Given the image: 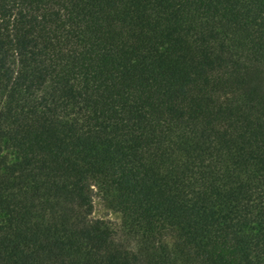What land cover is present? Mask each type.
Listing matches in <instances>:
<instances>
[{
	"label": "trees",
	"instance_id": "obj_1",
	"mask_svg": "<svg viewBox=\"0 0 264 264\" xmlns=\"http://www.w3.org/2000/svg\"><path fill=\"white\" fill-rule=\"evenodd\" d=\"M0 264H264V0H0Z\"/></svg>",
	"mask_w": 264,
	"mask_h": 264
},
{
	"label": "rangeland",
	"instance_id": "obj_2",
	"mask_svg": "<svg viewBox=\"0 0 264 264\" xmlns=\"http://www.w3.org/2000/svg\"><path fill=\"white\" fill-rule=\"evenodd\" d=\"M93 219H100L107 222L112 228L118 229L121 223V217L118 213L108 209L100 197L96 188L92 192V213Z\"/></svg>",
	"mask_w": 264,
	"mask_h": 264
}]
</instances>
